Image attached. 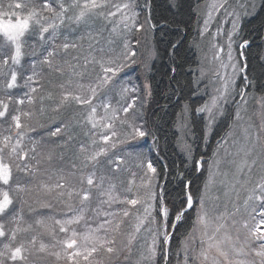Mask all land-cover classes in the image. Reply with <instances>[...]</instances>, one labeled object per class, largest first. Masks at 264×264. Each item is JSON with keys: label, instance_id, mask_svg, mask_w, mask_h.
Listing matches in <instances>:
<instances>
[{"label": "snow or ice", "instance_id": "1", "mask_svg": "<svg viewBox=\"0 0 264 264\" xmlns=\"http://www.w3.org/2000/svg\"><path fill=\"white\" fill-rule=\"evenodd\" d=\"M148 6L149 0H146L145 7ZM223 6V4L212 5L213 8ZM110 8L115 10H109ZM132 8H134L132 3L111 5L109 0H40L39 4L36 0H7V3L5 0H0V78L7 80L4 84L5 90L17 88L18 78H22L24 85L28 88L22 98L13 100V97L9 95L6 100L0 99V121L8 123L9 132L8 135H0V221L11 217L9 222L15 224V227L6 231L5 223L0 222V243H2L0 264H5V258L11 264H29L30 256L36 258L34 264H41L42 254L54 257L56 261H62L63 264H113L114 258H118L125 250L131 255L132 247L142 232L147 233L144 238L145 244L142 245L146 254L141 252L136 264H151L161 246L164 247L166 258L167 245L172 235L168 231L170 210L163 205L161 198V207L157 213L161 220L157 221L156 215H153L154 202L157 198L153 190L156 169L150 160L145 163L142 154L136 151L139 145L133 143L137 138L144 137L145 131L127 118L130 109L134 107L136 97H133V102L122 109H113L109 103L103 104V115L98 113L97 106L94 104L99 92L101 90L105 94L111 92L116 84L114 78L128 62H134L132 57L135 56V52L132 51L128 37L134 32L142 31L145 24L139 22L138 12L130 11L129 14L126 11ZM118 14L120 17L117 20ZM211 19L210 11L208 18L204 21L203 31H208ZM97 20L104 21L105 27L111 25L110 36L123 40V50L105 59L104 49H100L102 55L99 59L94 56L91 58L85 56L83 64L80 63L79 57H73L75 63L57 60L61 53L66 54L70 49L80 47L76 43L69 42V35H73L79 26H88L90 21ZM145 23L150 24V17ZM235 28L234 22L233 30ZM103 30L104 28L101 29ZM61 37L63 40L57 43ZM87 38L94 40L96 37L88 33ZM109 43L112 44L115 41L110 39ZM246 44L247 41L240 47L243 48ZM89 47L91 48V44ZM214 47L219 46L214 45ZM227 47L228 60L231 62L234 59L231 50V33L228 36ZM108 51L113 53L115 50L110 48ZM220 52H223L222 47L219 48L215 59H220ZM90 64L94 67L99 66L100 72L96 75L95 84L86 85L75 78L82 79L84 72L77 69L86 70ZM221 66L228 67L223 63ZM38 67L41 72L37 71ZM231 67L235 73L236 65L232 64ZM44 69H47L49 77H67V79L54 85V89L58 91H47L43 95H37L43 90L41 81L45 79L42 75ZM29 70L30 74L25 75V72ZM221 80L222 88L216 90L217 95L211 98L210 103L198 109L201 112H208L209 127L217 114L223 115L222 102L227 100L230 85L235 83L233 79L227 77V74L221 77ZM48 83L51 84L52 80L49 79ZM128 91L127 87L121 89L122 95ZM132 91L135 92L136 89ZM239 95L243 97V91ZM37 100L41 105V114L44 112L46 101L55 104L52 111L56 113L72 105L85 109L83 124L90 126L92 137L90 146L81 144L78 149L76 159L81 161L79 168L73 163L71 171L60 170L55 183L41 182L39 184L38 190L48 195L55 194V198L65 205L67 211L63 213L64 219L55 220L56 227H49L42 218L35 220V224L50 236H55L58 228L59 233L64 235V239L57 240L56 244L51 246L41 241L37 246V236L33 235L26 247L24 242L17 243V237L20 233L29 232L33 226L28 224L27 227H21L23 215L14 211V198L10 192L18 195L30 192L31 189L22 186L18 181L13 188L14 173L22 172L36 179L38 175L48 171L45 168L42 173L40 166L53 160L51 150L46 156L37 152L38 142L32 141L30 147L25 146L28 133L35 131L28 123L33 116V111L23 110L20 106L27 102V105L34 109ZM120 111L125 114L123 118L119 115ZM235 118L239 121V109L236 111ZM117 121L122 128L128 130L117 131ZM61 133L62 128L56 127L48 135L59 137ZM231 136L232 133H228L224 144L229 143ZM67 139L71 141L73 137L69 135ZM258 142L259 134L256 143ZM250 144H252L251 147ZM222 146L218 145L217 150L219 151ZM231 147L236 150L231 163L235 164L237 174L243 176L245 170L250 173L252 166L256 164L255 159H252L249 164V158L255 154V144L247 129L244 130L242 141L231 140ZM120 152H123V155ZM225 152L232 154L228 153L227 148ZM235 157L240 158L239 162ZM219 164L220 161L217 160L216 172L212 170L213 165L209 164V176L204 185V192L195 200L191 192L187 193L185 206L176 211L171 224V227L175 229L177 224L185 219H190L192 222V230L181 242L184 252L183 264H254V262L235 258L244 253V248L236 246L230 233L232 229H235L238 234L236 239L239 240L241 228L245 232L246 241H260L259 250L252 249V251L256 256L261 257V264H264V175L260 177L253 189V192L258 191L259 195L255 197L249 195L244 201L246 207L250 206L249 201L253 199L260 201L259 210L251 206L249 218L238 222L234 217L239 209L233 213L225 210L217 215H210L206 205V194L215 183L216 177L220 175ZM133 167L142 173L138 186L135 182L137 172L132 171ZM124 174L132 177L127 181L126 187L125 182L119 179ZM228 175L227 172L223 173L225 180H221V184L226 183ZM230 187L234 190L236 185L231 184ZM134 188H142L143 195H140L139 191L134 193ZM74 200L78 203L74 204ZM40 207L47 209L51 208V205L42 203ZM141 208H143V215L139 214ZM218 208L219 205H214L213 211L215 212ZM190 210L195 212L194 219L187 215ZM29 211L33 210L30 208ZM79 226H83V231L77 230ZM147 237L151 238L150 241ZM197 243L198 248L195 246ZM57 245L59 249L54 250ZM124 259L127 261L128 256Z\"/></svg>", "mask_w": 264, "mask_h": 264}, {"label": "trees", "instance_id": "2", "mask_svg": "<svg viewBox=\"0 0 264 264\" xmlns=\"http://www.w3.org/2000/svg\"><path fill=\"white\" fill-rule=\"evenodd\" d=\"M203 1L149 0L148 7H145L146 0L137 1L138 5L147 14L145 16L150 17V24L153 27L151 30V36L153 37L151 53H154V59L150 62L147 75L151 92L150 99L147 98L146 91L142 87L140 91H132V93H136L133 94L136 97V103L141 99L147 100V103L143 107L137 108L135 114H131L130 117L135 125L140 126L141 130L146 133L144 137L137 138L136 142L139 145L137 149L144 152L148 157L146 162L150 160L156 169L155 188L153 190L156 192L157 198L154 202L153 215H156V219L159 221L160 216L157 213L161 207V198L163 199V205H167L171 209L169 232L172 235L167 246L169 258L167 264H183L184 252L181 242L186 239L188 233L192 230V222L190 219H185L178 223L175 229L171 227V224L174 221L176 211L185 206L187 193L191 192L195 200L196 197L204 192V185L209 176V164L214 162L217 157L218 145L223 143V141H221L222 143H217V141L223 138L225 132L230 129L233 119L232 113H230L232 109L224 111L222 118L216 123L210 135L206 136L207 139L205 138V135H207L204 123L205 118L203 115L199 116L197 114L199 112L198 109L205 103V96L200 91L202 85H200L197 78L199 60L195 49V41L199 34L198 8ZM88 26L93 31H98L97 40L101 38L107 39L104 31L106 29L101 31L100 25L97 23L89 24ZM237 41L239 43L245 41L249 43L244 50L249 76L246 96L251 95L255 99L256 96L264 95V0H260L251 15L243 17L237 34ZM140 47L134 48L131 44L132 51L135 52V62L143 57L139 52ZM107 49L109 50L110 46L106 47L105 51H108ZM238 57L239 49L237 46ZM95 67L99 68V66ZM77 70L80 71L79 69ZM87 77H92V75L90 74ZM48 79H51L52 83H46L47 85H44V87H47L49 91H58V89H54V85L64 82L67 77H49ZM75 79L81 83L86 81L85 78L77 77ZM135 86L137 88L140 87L137 78ZM240 86L241 80L237 82L239 89ZM45 93L42 90L37 95ZM0 97L5 99L4 95ZM54 107V103L46 101L44 112L41 114V105L37 100L36 109L40 113L37 119L40 122L38 124L29 122L35 131L28 133L26 137L29 144L32 141H36L38 142L37 148L46 153L51 150L53 153L54 162L50 166L51 170L49 173L47 175L41 174L42 178L38 175L39 180L42 179L40 182L47 184H53L57 181L61 169L64 172L71 171L73 163L77 164L79 168L81 161L76 159L78 149L81 144L90 146L92 137L90 126L83 124L85 109L72 105L56 113L52 111ZM185 107H188L191 111V129L194 135L190 153H186L187 150L183 151L177 128L179 117ZM27 108L28 106L24 105L22 109L27 111ZM29 121H32V119ZM40 123H42L43 127H41ZM117 123L119 125L118 121ZM56 127L62 128L61 135L59 137H50L48 133L54 131ZM120 132H122L121 129ZM69 135L73 137L71 141L67 139ZM61 154L63 155L62 159ZM120 154L123 155V152H120ZM201 160L205 163L203 170L199 169ZM259 160L264 163V156L260 157ZM47 164L49 163L47 162ZM212 170L214 171V167ZM219 172L220 175L216 177L215 184L206 194V205L209 208L210 215H217L225 210L232 213L233 207L236 206V209L237 207L240 209L234 218L238 219L239 222L248 219L251 206L259 203V201L253 199L249 201L250 206L246 207L244 204L249 195L253 197L259 195L258 191L253 192L257 183L256 177H253V175L249 176L248 172V174H245L247 177L245 175L240 176L238 179L227 177L226 183L221 184L220 181L225 179L221 177V168ZM245 181H247L246 185ZM231 184L236 185L234 190L231 189ZM39 195H41V201H37L27 207L25 210L27 213H29L30 208L33 210L31 212L43 210L44 208H41L40 205L48 203L51 205V208H49L51 212L57 213V211H60L62 215L63 208L66 209V207L55 198V194L48 195L45 193ZM43 197L46 198L44 202ZM76 203L78 202L76 201ZM214 205H219L215 212L213 211ZM49 209L43 210L46 212V218L49 216ZM187 215L194 219V210H190ZM37 219L40 218L36 217L35 220ZM150 226L154 227L155 225ZM232 231L236 232L235 230ZM146 236L147 233L142 232L132 247L131 255L125 250L118 258H114L113 264H136V261L140 259L141 252H145V248L142 245L145 244L144 238ZM147 238L150 241L151 238ZM254 243L257 250H259L260 241H254ZM125 256H128L127 261L124 259ZM165 262L164 247L161 246L158 248L157 255L151 264H165ZM254 264H261V257L257 256Z\"/></svg>", "mask_w": 264, "mask_h": 264}, {"label": "rangeland", "instance_id": "3", "mask_svg": "<svg viewBox=\"0 0 264 264\" xmlns=\"http://www.w3.org/2000/svg\"><path fill=\"white\" fill-rule=\"evenodd\" d=\"M137 1L138 0H109V3L111 5H122L124 3L134 4V8H132L131 10H126V11H128L129 14H130V11L138 12L139 22L144 23L145 27L142 31L134 32L132 35L128 37V39H129L130 44H132L134 48H136L137 46H141L140 47L141 49L139 52L142 54L143 57L140 56L141 58L137 62H135L136 61L135 56L132 57V60L134 62H131V61L128 62L126 66L123 69H121L117 77L114 78L116 80V84L111 92H108L107 94H105L103 90L99 92L96 100L94 101V104L97 106L98 113L100 115H103L102 105L105 103L111 104L113 109H122L123 107H127V104L132 103L133 102L132 98L135 97L133 96V94H136V93H132V89L134 88L137 91H140L141 90L140 88L142 87L146 91L145 94H147L148 96L147 98L151 96L150 86L147 80V77H148L147 75H148V67L150 65V62L154 59V55H153L154 53H151V43L153 39V37L151 36V30L153 29V27L151 24L145 23L146 18L148 19V16H145L147 14L144 12L143 8H141V6L138 5ZM36 2L37 4H39L40 0H36ZM259 2L260 0H204L203 2L199 4V8H198L199 34H198L197 40L195 41V49L197 51L198 60H199L198 68H197V78H198L200 85H202V89H200V91H202L201 93H203V95L205 96L204 105L206 103H210L211 98L217 95V91H216L217 89L222 88L221 77H224L225 74H227L228 78H231L235 81L234 85H230V90H229L230 94L228 95L227 100L222 102L223 115H224V111L226 112L232 109L230 113H232L233 119H232V125L230 129L227 130V132H225V134L223 135V138H220V140L217 141V143H220L221 141H223V143L221 142L222 144H220L223 146L220 147L219 151H217L216 153L217 157L214 160V162L211 163L214 167L213 172L217 171L216 161L219 160L220 161L219 170L221 168V177H224L223 173L225 172H227L229 174L228 177L232 179H238L241 176L237 174L235 164L231 163V161H233L234 159L233 154L236 151L234 148L231 147V140L237 139V140L242 141L243 136H244V130L247 129L248 133L250 134L253 144H255V154L249 158V164L251 163L252 159L256 160V164L252 166V170L249 173V176L250 175H253V177L255 176L257 179V183L259 182L258 179H260L261 174L264 175V171H263L264 163H262V160L261 161L259 160L260 157L264 156V95L256 96L255 99H254V96H251V95L246 96L247 87L249 86V76H248V66H247V61L245 58L244 50L248 47L249 43L247 42V44L243 48H241L240 45L244 44V42L239 43L237 41V34L239 32V27H240L243 17L251 15L257 8ZM5 3H7V0H5ZM213 4L215 5L223 4L224 6L222 8H213L212 7ZM109 10L114 11L115 8H110ZM210 11L212 13V19L210 20L208 31L205 32L203 31L204 21L205 19L208 18V14ZM119 17H120V14L117 15L116 19L118 20ZM234 22L236 24L235 30H233ZM94 23H97L98 25H100L99 27L100 29L102 28L106 29L104 31H105L107 39L101 38L100 40H97L95 38L94 40H89L87 38L88 33H92L95 37H97L99 36L98 31L96 30L93 31V29L89 28V26H86V27L79 26L78 30L75 31L73 35H69V42L76 43L80 47H78L77 49H70L68 53L66 54L61 53V55L57 57V60L61 62L63 60H68L71 63H75L76 61L73 59V57H79L80 63L83 64V57L85 56H88L89 58L94 56L97 59H99L102 55V53L100 52V49H104V55L106 59L108 58L109 55L119 54L123 50V47H122L123 40L115 36H110L111 25H107L105 27V22L101 20L89 22V24L91 25ZM229 33L232 34V49L231 50H232V56L234 58L231 62H229L228 60L229 49L227 47ZM65 35H68V33H65ZM81 37H84V38L80 39ZM110 39L114 40L115 43L110 44L109 43ZM62 40H63V37H61V40L57 41V43H60ZM90 44H91V48L89 47ZM214 45H217L219 47H214ZM109 46L111 49L115 50L113 53H109V51H105L106 47H109ZM237 46L239 49L238 58H237ZM220 47L223 48V52H220V59H215ZM222 63L227 64L228 67L227 68L222 67L221 66ZM232 64L236 65L235 73H234L233 68L231 67ZM240 69H243V71H240ZM79 70L84 72L83 78L86 79V81L82 83L86 85L89 83L95 84L96 75L100 72L99 68L94 67L93 65L90 64L86 70L85 69H79ZM37 71L41 72V69L38 67ZM28 74H30V70L28 72H25V75H28ZM90 74L92 75V77H87V76H90ZM42 75L45 77V79L41 81V83L43 84V90L47 92L49 90H47V87H44V85H47L46 83H48V80H49L48 79L49 76L47 75V69L43 70ZM240 76H241V79H240ZM136 78H137L138 85L140 86L138 88L135 86ZM239 80H241L240 89L239 87H237V82ZM6 82H7L6 78H0V96L4 95L5 100L7 99L9 95L13 97V100L22 98L23 93L28 91V88L24 85V80L22 78H18V87L15 89L5 90L4 84ZM124 87H127L129 91L126 94L122 95L121 89ZM241 91H243L244 93L243 97L239 95ZM146 103H147V100H143V99H141L140 101L138 100L137 103L136 102L134 103L133 109H130L129 113L127 114V118L129 119L131 123L135 124L133 122V119L130 117V115L135 114L136 109L139 107H143ZM25 105H27V102H25ZM36 105L34 106V109L32 108V106L27 105L28 106L27 109L28 110L32 109L33 111V116L31 118L32 121H28V123L31 122V123L38 124L40 122V120L37 119L39 118L40 113H38L39 111L36 109ZM23 106H20V107L23 108ZM203 106H201L200 108H202ZM237 109H239V112H240L239 121H237L235 118ZM213 111L214 113L216 112L215 109ZM109 114H111V112H109ZM197 114L199 116L203 115L205 118L204 123H205V129L207 133V135H205V138L207 139L206 136L210 135V132L215 127L216 123H218V121L222 118L223 115L217 114L215 116V119L211 121V124L209 127L210 118H209L208 112L199 111ZM119 115L121 118L125 116V114L122 111L119 112ZM41 124L42 123H40V125ZM116 126H117V131H120V129L121 131H123L124 128L120 127L118 123ZM177 128L180 134V145L183 151L187 150L186 153H190L194 135L191 129V111L189 110L188 107H185L184 110L182 111L179 117V120H178ZM124 131H126V129ZM230 132L232 133V136L229 137V143L224 144V139L225 137H227L228 133ZM8 134H9L8 123L4 121H0V135H8ZM258 134H259V142L256 143ZM133 143L137 144L136 141H134ZM25 146L26 147L31 146V144H29L26 139H25ZM249 146L251 147L252 144H250ZM225 148L228 149V153H232V154H226ZM136 151L142 154V158L145 160V163H146V160L148 159V157L144 154V152L140 151L139 149H137ZM37 152H40L41 154L43 153L42 155H45V156L47 155V153L43 152L40 148H37ZM235 159L237 160V162H239L240 158L235 157ZM52 162H54V160H52L49 164H47L46 162V164L43 163L40 166L41 171L43 173H44L45 168L48 169V171L44 173L45 175H47L49 171L51 170L50 166L52 165ZM204 165L205 163L201 160L199 162V169L203 170ZM132 171L137 172L135 182H136V185L138 186L140 184L139 177L142 173H140V171L136 169L135 167L132 168ZM245 174H248L247 170H245ZM40 177L42 178L41 175ZM245 177H247V175H245ZM33 179L34 178L32 176L25 175L22 172L18 174L14 173L13 188L15 187V183L18 181L22 186L31 189L30 192L19 193L18 195L14 192H10V195H13V198H14V211L16 213H20L23 215V220L20 222L21 227H27L28 224H32L33 226L29 232L18 234L17 243L24 242L26 247H28L27 242L31 239L33 235H36L37 236V246L39 245V242L41 241L51 246L53 244H56L57 240L64 239V235L59 233L58 228L56 230L55 236H50L44 233V230L35 224V218L36 217L40 219L42 218L44 219L45 224H47L49 227H56L55 220L61 219V218L64 219L65 216L63 215V213L66 212L67 209L63 208L62 215H61L60 211L58 212L56 210L57 213L51 212L50 209L48 208L49 216H47V218L45 217L46 212L43 211L46 209L39 210L36 212L29 211V213H27L25 211L27 207L31 206L33 203H36L37 201H41V195L39 194H45L43 193L42 190H38L39 184L41 183L40 181L42 179L39 180V177H37L34 180ZM119 179L125 182L124 186L126 187L127 181L132 179V177L129 174H124L120 176ZM214 184H212V186ZM212 186L210 190L212 189ZM118 189H119V183H118ZM133 191L134 193L139 191V194L143 195L144 190L142 188L141 189L134 188ZM44 201H46V198H44L43 202ZM74 204H76L75 200H74ZM165 206L167 207V205ZM259 206H260V201L258 204L255 203V207H258L257 209H259ZM235 207L236 206H234L232 209L233 212H235L236 210ZM168 208L171 214V209L170 207ZM237 209H240V208L237 207ZM236 213L237 212H235V215H237ZM139 214L143 215V208L139 209ZM10 219L11 217H6L3 219V221H0V222L5 223L6 231L15 227L14 223L9 222ZM160 220H161V217L159 221ZM169 220H170V215H169L168 221ZM236 220L239 222L238 219ZM77 230L83 231V226H79ZM232 230H235V229H232ZM232 230L230 234L233 237V242L236 244L238 248L239 247L244 248V253L235 258L242 259V260L249 261V262H254V260L257 258V256L254 257L255 252L252 251V249L256 248L254 241L245 240V232L242 228L239 233V240H237L236 237L238 234L237 232H234ZM168 231H169V227H168ZM197 235L199 234L197 233ZM195 246L198 247V243ZM58 249H59V246L57 245V248L54 250H58ZM0 250H2V243H0ZM35 259H36L35 257L30 256L29 264H34ZM40 260H41V264H63L62 261L58 262L56 261L54 257L47 256V254H42ZM168 261H169V258L167 255L165 264H167ZM5 264H11V262L5 258Z\"/></svg>", "mask_w": 264, "mask_h": 264}]
</instances>
